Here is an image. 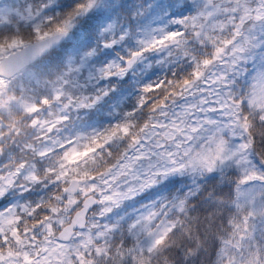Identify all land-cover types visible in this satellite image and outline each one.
<instances>
[{
  "label": "snow or ice",
  "instance_id": "obj_1",
  "mask_svg": "<svg viewBox=\"0 0 264 264\" xmlns=\"http://www.w3.org/2000/svg\"><path fill=\"white\" fill-rule=\"evenodd\" d=\"M0 25V264H264V0Z\"/></svg>",
  "mask_w": 264,
  "mask_h": 264
},
{
  "label": "clouds",
  "instance_id": "obj_2",
  "mask_svg": "<svg viewBox=\"0 0 264 264\" xmlns=\"http://www.w3.org/2000/svg\"><path fill=\"white\" fill-rule=\"evenodd\" d=\"M54 55L53 52H50L49 53V57H52ZM51 63V59H45L44 61H42V64H41V67L43 68H46L47 65H49ZM159 71V69H157ZM114 101H108L109 105L111 103H113ZM0 119H5V116L4 117H0ZM195 264H199L198 260L195 261Z\"/></svg>",
  "mask_w": 264,
  "mask_h": 264
},
{
  "label": "trees",
  "instance_id": "obj_3",
  "mask_svg": "<svg viewBox=\"0 0 264 264\" xmlns=\"http://www.w3.org/2000/svg\"><path fill=\"white\" fill-rule=\"evenodd\" d=\"M13 2H15V0H13ZM0 27H2V25H0ZM5 115L3 113H0V117H4ZM217 180L220 181V177H217ZM224 181H221V183H223ZM218 187L220 186V184L217 185Z\"/></svg>",
  "mask_w": 264,
  "mask_h": 264
}]
</instances>
